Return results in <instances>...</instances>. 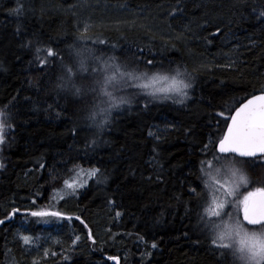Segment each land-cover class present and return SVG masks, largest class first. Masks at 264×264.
I'll list each match as a JSON object with an SVG mask.
<instances>
[{
  "label": "trees",
  "instance_id": "1",
  "mask_svg": "<svg viewBox=\"0 0 264 264\" xmlns=\"http://www.w3.org/2000/svg\"><path fill=\"white\" fill-rule=\"evenodd\" d=\"M18 6L23 15L10 14ZM260 11L264 0H0V109L12 117L0 144V218L20 209L0 225V264H233L211 245L188 189L211 199L197 174L202 145L223 130L215 113L264 91ZM75 14L92 26L96 56L137 74L184 73L192 83L184 104L125 89L116 95L131 104L112 109L103 131L91 126L93 100L59 91V67L42 72L17 31L70 60V46L84 43ZM93 167L106 183L88 174ZM65 179L84 186L67 195ZM37 207L73 219L34 223L24 213Z\"/></svg>",
  "mask_w": 264,
  "mask_h": 264
},
{
  "label": "snow or ice",
  "instance_id": "2",
  "mask_svg": "<svg viewBox=\"0 0 264 264\" xmlns=\"http://www.w3.org/2000/svg\"><path fill=\"white\" fill-rule=\"evenodd\" d=\"M10 14L23 15L19 6ZM258 15L264 17V11H260ZM89 27L85 22L84 30L78 38L84 43L70 46V56L73 57L70 60H65L61 52L53 46L42 45L40 41L27 37L20 28L17 31L21 38V46L29 50L34 48L37 54V66L42 72L47 73L53 66L59 67L60 74L56 78V87L59 91L78 99L87 94L94 96L86 115L91 126L103 131L104 126L109 122L112 109L123 104H131L127 96L116 95L117 92H123L126 88L148 89L163 83L164 87L154 88L147 95L154 100L173 99L174 103L184 104L185 99L188 98L187 90L192 87L190 79L179 78L184 76V73L177 69L176 75L172 77L156 74L149 76L147 71H141L139 74L136 69L129 71L127 65L115 63L114 58L104 60L96 56L92 48L87 47V41L91 40V37L87 35ZM92 42L106 43L100 38ZM42 51L46 53L44 57L39 56ZM147 63L151 64L152 61ZM143 79H147L148 82L135 83ZM157 93L174 95L158 97ZM174 96L180 99H174ZM144 107H148L147 102ZM56 115L59 116L60 113L57 112ZM215 115L220 118L216 121L217 125L223 122V130L214 139L210 138L208 143L202 145V158L199 161L200 167L197 174V179L201 180L204 189L211 192V199L209 201L205 192L198 191V185L189 187L190 198L197 201L198 220L206 230L211 245L219 251L221 257L231 255L233 264L236 261L240 264H264V177L254 180L249 174L250 171L254 173L257 169H264V91L242 99L230 108L222 107ZM5 125L9 130L12 129V117L10 113L0 109V144L5 142ZM72 131L75 135L76 129L73 128ZM149 135L153 133L150 131ZM159 138V136L156 137V139ZM153 151L155 152V148ZM209 156L211 159H208ZM217 164L219 166H216ZM3 167L4 165L0 164V168ZM40 167L44 168L45 165L40 164ZM54 171L53 169V173H50L52 179L57 178ZM222 172L227 175V179H221ZM97 173H100V176L96 182L106 183L107 176L101 173L100 168L93 167L88 174L96 176ZM147 179L151 180L152 177L149 176ZM157 179L159 180L160 177L157 176ZM63 186L64 189L71 190L67 195L75 196L77 189L84 185L65 179ZM61 192L63 189L56 193L60 200L64 199ZM109 203L114 202L110 200ZM32 204L35 205L36 200H32ZM226 207L234 209L235 215L231 210L225 211ZM19 212L20 209L12 208L11 213L0 218V225L11 221ZM24 215L36 218L34 223L43 224H49L53 220L71 221L73 219L61 211L41 207L34 210L28 209ZM116 215L119 216L120 213L117 212ZM224 216L228 219L224 220ZM75 219L79 220L85 228L88 227L79 216ZM88 238H92L90 232ZM79 239V236H76L72 240V245H76ZM20 240L25 245L33 242L32 237L28 235H20ZM151 247L156 248V243H152ZM44 254L48 255L47 250ZM108 259L116 258L110 256Z\"/></svg>",
  "mask_w": 264,
  "mask_h": 264
},
{
  "label": "rangeland",
  "instance_id": "3",
  "mask_svg": "<svg viewBox=\"0 0 264 264\" xmlns=\"http://www.w3.org/2000/svg\"><path fill=\"white\" fill-rule=\"evenodd\" d=\"M88 14V13H87ZM83 14H75V18L77 19V20H79L80 21V17L82 16ZM81 24H82V26H81V31L83 32V30H84V24H85V22H88V20H86V21H83L82 19H81ZM90 26V25H89ZM92 29V26H90L89 27V30H91ZM173 76H175V75H173ZM170 77V76H169ZM172 77V76H171ZM180 79H181V77H179ZM148 81H147V79H143V80H140V81H137V82H135V83H147ZM165 85L163 84V83H160V84H156V85H153V86H151V87H149L148 89H142V88H139V87H131V88H126V90H128L129 92L130 91H142V93H148V92H151V91H153L154 90V88H160V87H164ZM188 91V90H187ZM164 95H174V94H164V93H157V96L159 97V96H164ZM84 97H86V98H89V99H92V100H94V96L92 95V94H87V95H85ZM175 97H178V96H175ZM174 97V98H175ZM215 163V162H214ZM216 166H219L218 164L216 165ZM251 176H252V178L255 180V179H258V178H261V177H264V169H257L254 173L253 172H251L250 171V173H249ZM84 176L85 175H83V174H81V176H78L77 177V180H78V183H80L81 181H82V179H84ZM221 179L222 180H224V179H227V175L226 174H224L223 172H222V174H221ZM241 191H243V189H241ZM217 195H219L218 193H217ZM210 196H211V192H210ZM229 210H231L232 212H233V215H235V211H234V209H230V208H228V207H226V209H225V211H229ZM223 219L224 220H227L228 218H227V216H224L223 217Z\"/></svg>",
  "mask_w": 264,
  "mask_h": 264
},
{
  "label": "water",
  "instance_id": "4",
  "mask_svg": "<svg viewBox=\"0 0 264 264\" xmlns=\"http://www.w3.org/2000/svg\"><path fill=\"white\" fill-rule=\"evenodd\" d=\"M258 94H260V93H258Z\"/></svg>",
  "mask_w": 264,
  "mask_h": 264
}]
</instances>
